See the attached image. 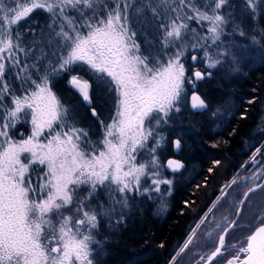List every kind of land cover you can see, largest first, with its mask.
I'll return each instance as SVG.
<instances>
[{
  "label": "snow or ice",
  "instance_id": "1",
  "mask_svg": "<svg viewBox=\"0 0 264 264\" xmlns=\"http://www.w3.org/2000/svg\"><path fill=\"white\" fill-rule=\"evenodd\" d=\"M229 3L230 0H105L103 4L99 0H0V264H98L92 245L100 216L118 214L123 219L117 206L127 208L129 194L160 192L161 184H171L160 178V169L166 166L175 171L183 164L173 159L161 164L156 148L162 138H156L152 125L153 120L160 125L170 112L179 111L176 103L186 79L181 57L187 46L182 41L189 33H194L198 42L203 41L191 46L205 50L211 68L221 60L213 59L208 49L223 45L221 36L229 21L240 37L248 36L254 43H259L257 35L264 37V29L257 32L255 27H242L247 14L256 19L260 0H242L239 22L235 11L223 14ZM231 7L235 10L237 5ZM130 8L146 26L155 28L162 48L179 45L163 64L141 54L137 33L129 25ZM36 10L48 13V32L45 36L41 29L39 40L29 43L22 38L24 32L35 34L36 29L29 26L22 32L19 24ZM191 22H196L204 34L191 28ZM53 36L63 45L52 72L68 70L70 65L83 61L98 74V79L106 76L108 90L116 93L115 115L111 123L104 125L103 138L95 144L84 129L64 122L67 110L49 87V77L31 79L30 68L35 64L28 63L30 54L39 59L33 49L39 51ZM226 54L227 50H223L216 56ZM197 59L192 57L193 61ZM232 59L235 62L236 57ZM9 70H14L23 84L30 82L31 87L24 88L22 84L23 91L17 94L5 79ZM192 78L203 79V74L197 70ZM68 82L91 105L89 81L72 75ZM5 97L9 98L8 104ZM192 107L204 108L206 104L193 95ZM22 116H30L31 135L15 141L9 129ZM45 129L50 131L42 143ZM150 140L155 141L151 148ZM175 146L180 147L179 140ZM142 151L148 153V159L138 161ZM83 189L87 194L80 196ZM100 189L106 190L111 204L99 201ZM93 199L97 200L94 206ZM255 219L259 222L243 243L232 245L235 252L225 264H264V216ZM236 224L231 221L223 228L215 250L200 257L204 264H214L223 255L225 237ZM191 243L189 237L181 251Z\"/></svg>",
  "mask_w": 264,
  "mask_h": 264
},
{
  "label": "trees",
  "instance_id": "2",
  "mask_svg": "<svg viewBox=\"0 0 264 264\" xmlns=\"http://www.w3.org/2000/svg\"><path fill=\"white\" fill-rule=\"evenodd\" d=\"M99 2L103 4L105 0ZM107 2L111 3V0ZM240 3L242 0H230L229 6L222 10L223 14L235 11L239 22ZM231 5H237L235 10ZM262 9L264 7L260 3L255 20L250 13L244 16L242 27L245 30L255 27L259 32L264 29ZM48 23V13L36 10L19 24L22 32L29 26L35 28L36 32H24L22 38L29 43L33 39L39 40L41 29L46 36ZM130 26L137 33L142 55H153L156 60L160 59L161 64L179 47L162 48L152 26H147L146 31L141 32L132 22ZM190 27L200 35L204 34L196 22H191ZM221 40L224 43L219 48L208 49L213 59L221 60V63L211 68L208 67L210 61L204 55L205 50L191 46L203 41L198 42L194 33L187 34L182 41L187 46L183 48L181 57L186 79L176 103L179 111L170 112L166 122L160 125H155L153 120L152 126L156 138H162L156 148V156L161 164L166 165L168 160L165 159L175 156L178 159L174 160L180 161L183 167L175 171L166 166L160 169V177L171 181V184H161L160 192L129 194L128 207L121 209L117 206V213L122 212L123 219L118 214L100 216L99 226L93 230L92 245L98 264H200V257L210 255L217 245V238L225 227L222 221H231L244 192L264 177V37L257 35L259 43H254L248 36L240 37L233 32L229 21ZM62 45L63 41L58 44L57 38L53 36L39 51L33 49L35 57L39 59H34L31 54L28 58L30 65L35 64V68H30L31 79L37 80L43 75L49 77V87L67 110L64 122L84 129L88 139L95 144L103 138L104 125L115 115L116 93L108 90L106 76L104 80L98 79V74L83 61L70 65L68 70L52 72V66L61 55ZM223 50H227V54L217 57L216 53ZM41 52L45 55L41 56ZM192 53L198 58L196 61L190 57ZM20 55L23 59L24 54ZM233 56L236 57L235 62ZM193 69L201 71L203 79L192 78ZM72 75L86 79L91 84V105L69 84ZM5 79L17 94L23 91V81L16 78L14 70H9ZM23 87H31L30 82L23 84ZM194 93L205 101L206 107H192L191 96ZM4 102L8 104L9 98L5 97ZM93 108L96 115H93ZM30 129V116H22L9 129V136L16 141L29 135ZM49 131L47 129L45 132ZM173 139L180 141L178 153L173 151ZM149 145L150 148L155 146V141L150 140ZM257 149L262 151L257 152ZM255 151L256 155L252 156ZM105 191L100 189L97 196L99 201L109 205L111 200ZM86 194L87 189H83L81 196ZM246 198L241 205L236 226L225 237L226 251L215 259L214 264H223L235 252L232 244L242 242L249 230L259 222L255 218L264 216V182ZM91 203L94 206L97 200L93 199ZM198 223L191 237L192 243L178 252ZM217 224L221 226L214 230L213 240L204 244L206 231ZM194 248L200 253L188 261L187 254Z\"/></svg>",
  "mask_w": 264,
  "mask_h": 264
},
{
  "label": "rangeland",
  "instance_id": "3",
  "mask_svg": "<svg viewBox=\"0 0 264 264\" xmlns=\"http://www.w3.org/2000/svg\"><path fill=\"white\" fill-rule=\"evenodd\" d=\"M260 3L262 4V6L264 7V0H260ZM132 22V24L135 26V27H137V29L139 30V32H141V30H143V31H146V28H147V26L142 22V20H141V18L134 12V9H129V25H130V23ZM207 22H205V24H206ZM131 27V26H130ZM135 29V28H134ZM133 30V29H132ZM133 31H135V30H133ZM136 32V31H135ZM137 37V36H136ZM136 41H137V39H136ZM137 43H139V41H137ZM140 52H141V54H143L142 53V50H141V47H140ZM144 52V51H143ZM145 53V52H144ZM145 55H146V53H145ZM193 56H195V53H192L191 55H190V57L192 58ZM150 57H154L155 58V56H153V55H150ZM157 61H159L160 63H161V61H160V59H157ZM195 71H197V70H194L193 69V72H192V75H193V73L195 72ZM184 84V83H183ZM193 96V95H192ZM30 121H31V119H30ZM111 121L112 120H110V121H108V124L109 123H111ZM31 131H32V125H31V129H30ZM47 129H45V131H46ZM30 131V132H31ZM44 131V134L41 136V138H40V141L42 142V143H45L46 142V140L44 139V137L45 136H47V134L48 133H46ZM29 135H31V133L29 134ZM28 134L27 135H24V136H22L21 138H19V139H17L16 141H20V140H22V139H25V138H27L28 136H29ZM48 138H50V137H48ZM159 139H161V137L159 138ZM148 147L150 148V145L148 144ZM172 147H173V143H172ZM173 151H174V147H173ZM257 151V150H256ZM256 151L255 152H253L252 154V156H254V155H256ZM156 153H157V151H156ZM175 153V152H174ZM22 159H23V156H22ZM137 159H138V161H143V160H147L148 159V153L147 152H141V154H139L138 155V157H137ZM256 160V159H255ZM25 162H27V161H25ZM256 163V161L252 164V165H254ZM160 172H162L161 170H160ZM161 178V177H160ZM161 179H165V178H161ZM166 180V179H165ZM145 187H147V184H145L144 185ZM260 188V187H259ZM258 188V189H259ZM258 189H256V190H258ZM255 191V190H254ZM106 192V191H105ZM82 193H83V190L79 193L80 194V196L82 195ZM247 199V198H246ZM245 199V200H246ZM240 203H241V201H240ZM240 203H239V205H240ZM243 203H244V201H243ZM242 203V204H243ZM241 204V205H242ZM239 205H238V207H239ZM73 207H74V205H73ZM237 207V208H238ZM240 209H241V207H240ZM238 210V209H237ZM240 212H241V210H240ZM239 212V213H240ZM236 213H237V211H236ZM66 214H69V213H66ZM235 216H236V214H235ZM234 216V217H235ZM239 216V215H238ZM238 216L236 217V219H235V221H237V218H238ZM233 217V218H234ZM232 218V219H233ZM232 219H231V221H232ZM230 221V222H231ZM224 222V224H225V227L230 223V222H227V220H223L222 221V223ZM199 223H200V221H199ZM199 223L192 229V231H191V233H190V235L188 236V239H189V237H192V235H193V230H196V228L199 226ZM222 223H221V225H222ZM220 225V226H221ZM216 226H214V227H211L209 230H207L206 232V234H205V237H204V240H203V242H205L204 244H208V243H210V241H212L213 240V237H212V235L214 234V230H216ZM231 230V229H230ZM229 230V231H230ZM221 232H222V230H221ZM221 234V233H220ZM219 238V237H218ZM217 238V239H218ZM188 239L185 241V243L188 241ZM215 239V238H214ZM183 248V246L178 250V252H180L181 251V249ZM195 250H192V251H190L189 252V254H187V260L189 261L190 259H194V258H196L198 255H199V251H198V249H196V248H194ZM178 254V253H177Z\"/></svg>",
  "mask_w": 264,
  "mask_h": 264
},
{
  "label": "water",
  "instance_id": "4",
  "mask_svg": "<svg viewBox=\"0 0 264 264\" xmlns=\"http://www.w3.org/2000/svg\"><path fill=\"white\" fill-rule=\"evenodd\" d=\"M207 74L209 75V72H208ZM193 95H197V94L194 93ZM191 101H192V97H191ZM176 140H177V139H173V147H174V152H175V153H178V151L180 150V147L177 148V147L175 146V141H176ZM263 181H264V177L262 178V180H261L260 183L251 186V188L254 189V190L258 189L259 187H261ZM245 193H247V196H248L251 192H249V191L247 190ZM245 193L243 194L241 201H245V199H246V197H247V196H245ZM241 204H242V203H240L239 207L237 208V209H238V210H237V213L240 212V210H241V209H240ZM237 213H236V216L232 219V221H235L236 217L238 216ZM221 234H223V232H221ZM246 237H247V235L245 236V238H246ZM217 242H218V241H217ZM214 250H215V249H214ZM214 250H213V251H214ZM201 264H204V262H202Z\"/></svg>",
  "mask_w": 264,
  "mask_h": 264
},
{
  "label": "bare ground",
  "instance_id": "5",
  "mask_svg": "<svg viewBox=\"0 0 264 264\" xmlns=\"http://www.w3.org/2000/svg\"><path fill=\"white\" fill-rule=\"evenodd\" d=\"M169 159H173L174 160V159H178V158L175 157V156L174 157L171 156V157H167L165 160H169Z\"/></svg>",
  "mask_w": 264,
  "mask_h": 264
},
{
  "label": "flooded vegetation",
  "instance_id": "6",
  "mask_svg": "<svg viewBox=\"0 0 264 264\" xmlns=\"http://www.w3.org/2000/svg\"><path fill=\"white\" fill-rule=\"evenodd\" d=\"M167 164V163H166ZM218 243V242H217ZM240 243V242H239ZM234 244H236V243H233L232 245H234ZM238 244V243H237ZM230 258V257H229ZM223 264H225V262L223 263Z\"/></svg>",
  "mask_w": 264,
  "mask_h": 264
}]
</instances>
